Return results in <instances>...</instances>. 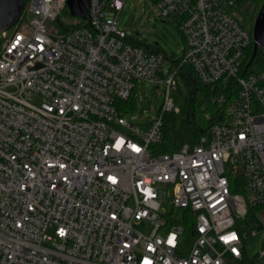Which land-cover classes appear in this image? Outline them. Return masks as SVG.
Wrapping results in <instances>:
<instances>
[{
    "label": "built area",
    "instance_id": "obj_1",
    "mask_svg": "<svg viewBox=\"0 0 264 264\" xmlns=\"http://www.w3.org/2000/svg\"><path fill=\"white\" fill-rule=\"evenodd\" d=\"M126 1L89 0L59 31L66 0H27L0 32V264H239L264 238V63L241 69L236 15L254 0H139L178 26L177 60L119 27ZM182 64L235 96L207 136L155 152ZM136 81L163 87L145 123L116 105Z\"/></svg>",
    "mask_w": 264,
    "mask_h": 264
},
{
    "label": "trees",
    "instance_id": "obj_2",
    "mask_svg": "<svg viewBox=\"0 0 264 264\" xmlns=\"http://www.w3.org/2000/svg\"><path fill=\"white\" fill-rule=\"evenodd\" d=\"M23 1L26 3L27 0ZM261 4L262 0H254L253 7L256 8L261 6ZM62 13H68L67 8ZM57 25L59 24L57 23ZM71 28L72 25L67 27L59 25V31H68ZM137 45L142 46L148 51L161 52L157 44H149L144 40L140 41V44ZM251 51L252 43L246 48L242 61V70L250 60ZM170 57L176 58V60L179 58L174 57V55H170ZM263 63L264 51L258 48L247 66L245 74L260 70ZM177 75L179 82L175 91L179 95L184 94V110L177 113L170 111L162 113V136L161 140L153 145L155 152H171L179 149L185 143L194 144L198 142L201 136H207L211 126L223 119L222 106L218 105L217 97L221 93H225L227 99L233 98L237 89L233 80L228 83L230 87H227L228 85L224 87L222 84H215L214 86L204 84L199 80L191 66L187 64H182L178 68ZM229 88L232 89L230 90ZM116 105L122 112L133 111L135 99L133 96L128 97L126 100L116 99ZM255 209L256 207L250 208V212L245 219L248 229L258 227V224L253 219ZM262 246L264 248V238L262 239ZM263 262L264 249L258 258L255 256L251 258L244 256L238 261L239 264H263Z\"/></svg>",
    "mask_w": 264,
    "mask_h": 264
},
{
    "label": "rangeland",
    "instance_id": "obj_3",
    "mask_svg": "<svg viewBox=\"0 0 264 264\" xmlns=\"http://www.w3.org/2000/svg\"><path fill=\"white\" fill-rule=\"evenodd\" d=\"M243 10H239L236 15L239 17L244 27L249 30L252 28L253 17L258 12L260 6L250 8L241 4ZM146 8V10H144ZM152 6H144L139 0H127L125 6L122 8L118 18V25L120 28L126 30L132 29L133 32L139 34L140 38L149 44H157L162 53L168 58L170 55L179 57L184 47V41L182 35L178 29V26L172 21H166L163 19H157L155 12H151ZM74 19L68 13H62L60 21L64 22V27L71 25ZM62 31V30H60ZM133 97L135 99V108L133 109V115H139L140 118H136L135 122L145 123L150 118L155 117L160 110L164 95L163 87L159 85H151L147 82H135ZM170 98L174 105L179 109V112L184 110V94L179 95L177 91L170 93ZM166 207H169L167 201L163 202ZM181 210L175 208L173 215L179 218ZM137 228L143 232L148 233L150 227L144 222L137 225ZM262 242L259 238H252L246 246V257L251 258L258 255L263 251Z\"/></svg>",
    "mask_w": 264,
    "mask_h": 264
},
{
    "label": "water",
    "instance_id": "obj_4",
    "mask_svg": "<svg viewBox=\"0 0 264 264\" xmlns=\"http://www.w3.org/2000/svg\"><path fill=\"white\" fill-rule=\"evenodd\" d=\"M89 0H66L68 12L73 17H83L88 11ZM24 8L23 0H0V32L11 27L19 18ZM251 59L258 48L264 51V0L253 19Z\"/></svg>",
    "mask_w": 264,
    "mask_h": 264
},
{
    "label": "snow or ice",
    "instance_id": "obj_5",
    "mask_svg": "<svg viewBox=\"0 0 264 264\" xmlns=\"http://www.w3.org/2000/svg\"><path fill=\"white\" fill-rule=\"evenodd\" d=\"M234 238V237H233Z\"/></svg>",
    "mask_w": 264,
    "mask_h": 264
}]
</instances>
